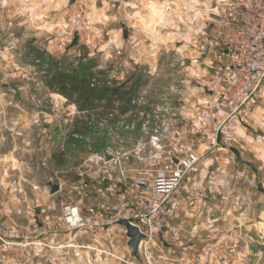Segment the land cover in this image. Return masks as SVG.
Wrapping results in <instances>:
<instances>
[{
  "label": "crops",
  "instance_id": "1",
  "mask_svg": "<svg viewBox=\"0 0 264 264\" xmlns=\"http://www.w3.org/2000/svg\"><path fill=\"white\" fill-rule=\"evenodd\" d=\"M48 1L52 3H46ZM63 1L35 0L29 5L28 2L21 4L19 11L22 17L16 26L19 31L10 32L15 34V42L23 41L25 32L27 34L31 26L37 31L43 26L58 27V10L61 9L58 7ZM112 1L100 0V27L102 31L115 29L117 51L121 50L119 58L124 63L128 61L135 66L147 63V73L154 75L168 67L158 59H171L172 56L182 62L188 55V49L195 54L202 49L203 58L204 34H207L205 24L209 25L206 28L210 30L212 37V41L208 43V55L216 57L214 49L217 41L213 34L217 12L212 9L211 20L205 22L202 0ZM91 5L85 0H75L73 3L70 0V10L76 16H79L78 12L83 13L84 19H87L79 29L91 30L89 20L94 11ZM190 7L194 14L189 17ZM9 12H13V9H9ZM114 21H117L119 27ZM122 22L125 26H122ZM76 24L80 22L77 21ZM5 25L12 28L11 15L7 16ZM223 54L226 62L227 56L224 52ZM172 87L175 86H133V97L146 94L148 104H154ZM229 87L178 86L180 92L174 96L178 114L171 123V136L163 156L170 155L175 163L190 152H195L202 154L203 159L200 171L187 178L178 196L182 211L172 220L177 235L168 233L166 239L161 235L156 236L150 247L149 259H153L151 264H205L206 256H210V264H264V85L256 93L252 107L243 108L240 113L233 115L220 131L218 127L221 118L218 112L228 113L232 104ZM124 96L126 95L120 97ZM19 119L12 121L9 118V123H23L21 117ZM131 135L133 142L139 140V125ZM224 137L228 140L230 152L234 153L232 148L239 151L240 158L234 153L238 163L250 170L256 186L237 181L234 178L236 164L228 158V151L213 147L214 143ZM12 140L11 133L2 130L0 203L4 207L0 212L7 220L20 218V224L23 225L20 232L27 243L26 248L35 245L37 255L41 257L39 260H43L44 251L66 252L69 256L67 261L63 259L56 263L53 260L52 264H76V253L80 254L82 264H91L93 251L100 252V264H144L142 259L131 255L125 227L115 223L100 227L98 231L90 228L71 230L64 222L63 210L66 206L79 209L87 219L93 214L89 210L91 196L84 191L77 196L74 188L73 191L68 189L78 171L91 181L93 165L88 163L89 160L81 163L77 171L76 165L70 164L71 158H68L66 151L46 154L45 160L37 167V182H31L35 193L30 195L22 189L23 186L30 188L27 176L22 175L25 170L23 165L27 164L21 158L25 150L12 147ZM35 155L39 157V151ZM164 161L165 165L172 164L167 159ZM249 162L254 164L256 173L247 165ZM47 163L51 170L73 172L74 175L66 178L58 176L56 180L50 178L51 173H47L44 167ZM148 167L154 169L153 165ZM16 169L19 170L18 173ZM50 182L60 186L57 193L50 192ZM95 216L103 221L108 219L107 211L96 212ZM31 217H35V222L30 220ZM96 231L97 234H94ZM208 233L212 236V242L203 245V236ZM122 241L126 244L127 256L124 255ZM140 252L142 256L143 250L140 249Z\"/></svg>",
  "mask_w": 264,
  "mask_h": 264
},
{
  "label": "rangeland",
  "instance_id": "2",
  "mask_svg": "<svg viewBox=\"0 0 264 264\" xmlns=\"http://www.w3.org/2000/svg\"><path fill=\"white\" fill-rule=\"evenodd\" d=\"M34 1L0 0V133L2 130L11 133L13 136L12 147L17 150H20L21 147L22 150H25L21 158L27 164L23 165L25 170L22 175L27 176L30 188L23 186L22 189L30 195L34 194L31 182L33 184L37 182L38 165L42 163V160H45L46 154L62 150L66 151L68 158H71L70 164L76 165V170L85 160H89L88 163L93 165L91 181L88 180L89 177L79 174L80 172L77 170L76 179L68 186V189H75L77 196L83 191L89 197L91 196L92 203L89 210L93 213L92 217L98 218L95 214L99 211L102 213L107 211L108 218L115 213L126 215L129 213V208L138 201L136 181L140 178L149 179L156 169L164 168L166 166L164 160L167 159L172 163L171 156H163V153H159L150 160H147V156H144L146 159L144 161L137 160L131 152L136 141L133 142L130 132L123 131L124 141L114 144L104 130L96 129V126L86 129L83 122H81L79 130H84L91 135L89 142L77 139L62 142L58 137L59 132H62L66 127L64 122L67 126L72 125L79 110L83 111L99 106L102 100H107L111 105L115 96L112 100L103 98L98 101L97 96L92 95L93 92L103 94L106 88L117 87L121 88L122 92H129L126 96L120 97L122 100L120 107L130 109L133 86H230L232 79L224 68L223 50L217 43L214 49L217 54L213 58L210 55L202 58V49H199L196 54L188 49V55L182 62L172 56L171 59H158L157 61L165 62L168 67L158 74L150 75L147 73V63L135 66L128 61L124 63L119 58L115 29H109L113 30L111 41H109L106 36L107 31H102L100 27V0H85L92 4L94 10L89 20L91 30L90 28L79 29L82 22L87 20L84 19L85 15L78 12L79 16H76V13L70 10V0H64L58 7L61 8L60 11L58 10L60 14L57 22L59 23L58 27L43 26L37 31L34 26H31L27 34L25 32V39L15 42V34H10V32L19 31V28L16 27L22 17L19 7L21 4L28 2L29 5ZM217 1L202 0L205 22L211 20L213 14L211 10L215 9ZM46 3L51 4L52 2ZM50 4L49 6H51ZM9 9H13V12H9ZM190 9L192 7L188 9L189 17L194 14V11L192 12ZM9 15H11L12 28L5 25V20ZM27 15L29 17V13ZM109 15H111L110 11ZM77 21L80 24L77 25ZM114 22L119 27L117 21ZM206 27L208 28L209 25L205 24L207 34H204V44L212 41L210 30ZM195 57L198 58L195 59ZM185 61L186 64H183ZM58 63L64 64L66 67L65 70H62L68 74L64 83L53 79V75L57 72L55 64ZM87 63L88 65H86ZM71 68L76 70L73 71ZM76 76L88 78L89 81L85 86H95L93 88L96 90L81 89L78 92H72L71 86H73V78ZM91 102H95V104L92 107H87ZM63 110H66L64 114ZM19 117L23 123H9V118L12 121H18ZM58 121H61V127L57 124ZM110 143L120 149L116 155L119 161L118 164L112 163L114 164L112 173H106L101 168L100 161L106 146ZM36 151H39V157L35 155ZM148 165H153L154 169L151 170ZM44 167L47 173L52 174L49 177L55 180L58 179V176L66 178L69 175L71 177L74 175L73 172L51 170L48 163ZM16 171L19 172L17 169ZM3 207L4 205L0 203V210ZM0 219L8 224L15 236L11 240L0 239V264H52L53 260H56V263L63 259L67 261L69 257L67 253L58 251H44L43 260H39L41 257L37 255L38 251H36L35 245L24 247L27 243L20 232L23 228L20 218L13 217L11 220H7L0 212ZM34 219L35 217L30 218L32 222H35ZM203 239L205 240L203 245L212 242L210 233L204 235ZM226 241L227 239H225ZM122 246L124 249L126 248L123 241ZM124 251V255L127 256L128 251L126 249ZM99 254L100 252L97 251L92 252L91 264H100ZM210 254L211 252L208 253V255ZM103 255L105 256V254ZM79 257L80 254L76 253V264H82L81 257ZM141 257L144 264L153 263V259L149 261L144 251ZM209 260L210 256H206L205 264L206 262L210 264Z\"/></svg>",
  "mask_w": 264,
  "mask_h": 264
},
{
  "label": "built area",
  "instance_id": "3",
  "mask_svg": "<svg viewBox=\"0 0 264 264\" xmlns=\"http://www.w3.org/2000/svg\"><path fill=\"white\" fill-rule=\"evenodd\" d=\"M215 9L217 24L213 35L227 56L224 68L232 79L229 87V97L232 100L229 112H218L221 118L218 129L221 131L233 115L240 113L243 108L252 107L253 99L264 83V0H218ZM112 33L113 30L106 32L109 41ZM121 53V50L118 51L119 56ZM179 92L178 86L172 87L150 105L146 94L133 97L130 101L131 108L126 110L120 107L122 100L118 96H115L111 105L107 100H102L99 106L79 110L72 125L67 126L64 122L66 127L59 132L58 139L62 142L70 139L89 142L91 135L79 130L83 122L86 129L96 126V129L104 130L114 144H120L125 138L122 132L132 134L139 125L141 138L136 141L131 152L137 160H146L144 156L150 160L166 150V143L171 136V123L178 114L174 96ZM64 112L66 110H63V114ZM57 124L62 126L61 121ZM213 147L228 151V158L236 164L234 178L237 181L256 186L250 170L241 166L235 154L229 151L226 137L214 143ZM118 150L120 149L111 143L106 146L100 161V166L106 173H112V166L118 164ZM107 156L110 157L109 160ZM202 159V154L190 152L177 162L156 169L149 179H138V201L129 208L126 215L115 213L106 221L92 216L87 219L81 215L79 209L66 206L63 220L71 230L90 228L97 231L107 224L129 220L144 234L140 249L150 261V247L157 235H161L163 239L167 238L168 233L177 235L176 228L172 226V220L182 211L177 199L187 178L200 171ZM191 196L195 197V194L191 193ZM14 237L8 224L0 219V239L6 241Z\"/></svg>",
  "mask_w": 264,
  "mask_h": 264
},
{
  "label": "water",
  "instance_id": "4",
  "mask_svg": "<svg viewBox=\"0 0 264 264\" xmlns=\"http://www.w3.org/2000/svg\"><path fill=\"white\" fill-rule=\"evenodd\" d=\"M74 1L75 0H72V3ZM121 24L122 26H125L124 22H122ZM209 49H210V45L207 43L204 44L203 58H206L208 56ZM231 150L236 154L238 158L241 157L239 151L236 148H232ZM107 159L109 160L110 157L107 156ZM247 165L250 166L255 173L257 172L254 164L249 162L247 163ZM48 188L52 194H55L60 190V186L53 182H50L48 184ZM117 224L126 228L127 237H128V247L131 251V255L137 259H141L140 244L144 239V234L140 231L138 226H136L129 220H120L117 222Z\"/></svg>",
  "mask_w": 264,
  "mask_h": 264
},
{
  "label": "trees",
  "instance_id": "5",
  "mask_svg": "<svg viewBox=\"0 0 264 264\" xmlns=\"http://www.w3.org/2000/svg\"><path fill=\"white\" fill-rule=\"evenodd\" d=\"M89 63V62H88ZM88 63L86 65H88ZM56 66V71L55 74L53 75V79L56 80L57 82H61L64 83V80H66V78L68 77V74H66L64 71L66 67L64 66V64H55ZM54 69V68H53ZM59 69H61V71H59ZM84 69V67H83ZM71 70H76L75 68H71ZM79 70V69H78ZM77 70V71H78ZM74 80V84L73 86H71V91L75 92V91H79L81 89L83 90H96V88H93L92 86H85L88 83V78L83 77V76H76L73 78ZM121 88H112V89H107L105 90V92L103 94H96V92H93L92 95L97 96V100H101L103 98H107L109 100H112V98L114 96H118L120 97L121 95H127V93L129 92H122ZM135 93V90L132 91L131 95H133ZM95 104V102H91L87 107H92Z\"/></svg>",
  "mask_w": 264,
  "mask_h": 264
}]
</instances>
